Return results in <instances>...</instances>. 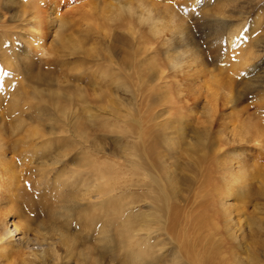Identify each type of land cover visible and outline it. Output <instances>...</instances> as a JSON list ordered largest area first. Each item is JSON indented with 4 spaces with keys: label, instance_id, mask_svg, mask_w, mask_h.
I'll return each instance as SVG.
<instances>
[{
    "label": "rangeland",
    "instance_id": "1",
    "mask_svg": "<svg viewBox=\"0 0 264 264\" xmlns=\"http://www.w3.org/2000/svg\"><path fill=\"white\" fill-rule=\"evenodd\" d=\"M28 1L0 0V147H48L19 169L37 219L68 222L59 261L264 263V0H53L32 62L5 68L10 42L27 39ZM240 173L245 194L230 196L224 178ZM117 203L131 209L116 217ZM128 211L142 259L118 242ZM249 221L263 230L254 239Z\"/></svg>",
    "mask_w": 264,
    "mask_h": 264
},
{
    "label": "bare ground",
    "instance_id": "2",
    "mask_svg": "<svg viewBox=\"0 0 264 264\" xmlns=\"http://www.w3.org/2000/svg\"><path fill=\"white\" fill-rule=\"evenodd\" d=\"M52 1L53 0H29L28 3H26V6L29 8V13L27 15L28 18L25 19V21H22L21 24H19L18 26L16 25V26L19 27V29L21 28V29L25 30L24 32H25V34H27V39L24 42L23 46L21 48H18V49L13 48L15 45H14V43L12 44L10 42V44L13 45V46H11L12 57H10V58L3 57L4 62H6L5 65L7 66L5 68H8V67L12 68V66L18 67V65H20V63L28 65L29 63L32 62L31 57L34 54L33 52H37V50H38V48H35L34 46L36 43H39L41 38H42V34L40 33V30H43V29H40V28L44 27L47 30L50 26L49 24L51 23V19L53 18V20H54V17H52V15L49 12L50 6L53 5ZM53 3H54V1H53ZM45 6L46 7L48 6V8H46L47 10L44 8ZM25 13H26V11H25ZM144 15L141 16L140 19L142 18L143 21H145V22L147 21L148 23H150V25L152 24V26H154L155 32L157 34L158 33V31H157L158 29H156L157 24H156V22L153 21V18L151 17L150 13L148 12L147 14H144ZM117 16H119V15H117ZM56 19L57 18H55V21H57ZM4 26H5L4 21H0V28H3ZM162 28H163V26H161L159 28V30ZM164 28H166V27H164ZM28 36L30 37V39L28 38ZM254 51H256V50H254ZM16 61H19L20 63H16ZM20 66H22V65H20ZM2 77H3V75L1 76V78ZM4 77H6V76H4ZM1 78H0V80H1ZM7 81L4 82L5 84L3 86V88L5 90L9 89V86H10V83H8ZM11 85H12V83H11ZM230 92L231 91L228 90V92H226L223 95L224 100L227 102V99H228L229 102L233 103L234 96H232V95L230 96ZM221 93L223 94V92H221ZM11 94L13 97L11 96L12 98H10V99L12 101H17V99H14L17 96V93L15 91L12 92V90H11ZM216 94H217V92H216ZM14 119H16V118H14ZM74 124H76V123H74ZM256 135H257V138H259V139L264 138V132H261L259 130L256 131ZM257 138L254 139V142H255L254 144L258 147L261 144L260 143L261 141ZM1 143L2 142L0 140V144ZM252 143H253V141H252ZM45 148L47 149L48 147H28V148L27 147H0V264H68L67 262H62V261L60 262L59 261L61 254H59V252H58L59 246H62L65 250L67 248V245L72 246L73 240L71 239L70 236L67 235L66 226H65L66 223H68V222L63 223L62 225H58V223L56 221H52L49 223L48 226H47V224H46V226L43 225L44 221L41 220L42 218L37 219V217H36V216H41V215L37 214V212H36V209H38L37 201H35L36 203L33 202L30 199V196L24 192V188L21 185L23 174H22V169H19V167H21V168L25 167V166H23L24 163L21 160L26 161V159H27V160H29L28 162L30 163L31 162L30 157L34 154H37L40 151H43ZM18 160H19V162H18ZM227 170H228V168H227ZM242 174L243 173H240L234 178H228L227 176H230V175L226 174L227 176L224 178V181H223L224 188L222 187L224 189L225 193H230V196H231L232 195L231 190H233V188L236 189V187H237V189H236L237 191L233 190L234 191V194H233L234 197L236 195H238L239 190H241L244 193V191H245L244 189H246V186H245L244 176ZM171 181L175 183L174 180H171ZM174 183H171V184H174ZM169 184H170V182H169ZM160 189H162V188H160ZM156 191H154L150 195V201L152 203V207H151L152 211H150V215L155 219L159 216L158 215L159 212L162 213V210L167 209V205L164 204L165 203L164 202V200H165L164 195H160L161 192L157 193ZM218 192H219L218 194H220V190H218ZM113 193H114V191H110V195ZM215 194L217 196V193H215ZM111 197H112V195H111ZM166 197L167 196H165V198ZM221 197H222V195H221ZM226 198H227V196H226ZM112 199H115V198H112ZM214 199H215V197H214ZM166 200H168V199H166ZM114 201H116V200H114ZM112 202H113V200H112ZM168 202H169V200H168ZM223 202H225V201H222V203H220V204H223ZM89 203H91V202H89ZM209 204H211V203L209 202ZM209 204L208 205L206 204L207 207L209 206ZM225 204L227 205V203H224V207H225ZM231 204H232V202L230 203V205ZM42 205H43V203H41V206ZM46 205H48V204H46ZM110 205H111V203H110ZM124 205H126V211L131 209V208H129L130 206L128 203L113 204V209H111L113 215H115L116 217H119L120 215H122L123 214L122 213V207ZM203 205H205V204H203ZM170 206H171V204L169 205V207ZM221 206H222L221 210L224 214L223 217H225L226 220H230L228 218V212L233 207L226 209L227 206H226V208H223V205H221ZM240 206H238V207H240ZM68 207L69 206H67V208ZM108 209H109V207H108ZM172 209L173 208H171V210ZM213 209L217 210V206H216V208L213 207ZM205 211H207V210H205ZM128 212H129V214H127V217L122 222V228H121L120 233L118 234V237H117L118 242L121 244L122 247L127 246V248H129L128 246H130V247L135 246L136 248L139 246L138 247L139 258L142 259L143 258L142 256H144L145 251H146V246L144 249L143 248L144 246H142L143 243L140 242L141 241L140 234L138 232L134 233L132 230L133 224H134V222L137 221L138 216H137V214H135L136 212L135 213H133L132 211H128ZM53 215L55 216V214H53ZM201 216H202V214H201ZM201 216L197 217L198 219L196 218L198 220V222L201 220L203 221L206 218V217H204V215L202 217ZM52 217L53 216L51 215V218ZM158 218L161 220L162 217L160 218V216H159ZM54 219L56 220V216ZM152 219H148V220H152ZM66 220L67 219H65L64 221H66ZM236 220L240 221V219H236ZM35 221L37 222V225H35V227H34V226H32V223L33 222L36 223ZM92 221H94V220H92ZM145 222H147L146 219H145ZM146 224L148 225L149 221ZM237 224L239 225L240 222L237 221ZM247 224L249 227L248 230L250 232L251 238H253V239L258 234H261V232L263 231L262 227L258 223H254L253 221H249ZM159 225H160V223H159ZM142 237H144V236L142 235ZM147 241H149V239ZM145 243H147V242H145ZM148 245H149V243H148ZM236 264H243V263H242V261L238 260V262H236ZM257 264H264V263L258 262Z\"/></svg>",
    "mask_w": 264,
    "mask_h": 264
}]
</instances>
